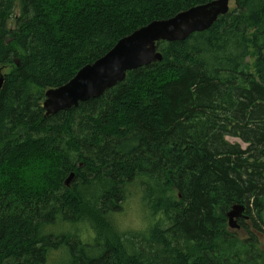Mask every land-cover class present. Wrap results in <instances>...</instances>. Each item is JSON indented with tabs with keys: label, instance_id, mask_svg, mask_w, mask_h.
<instances>
[{
	"label": "trees",
	"instance_id": "trees-1",
	"mask_svg": "<svg viewBox=\"0 0 264 264\" xmlns=\"http://www.w3.org/2000/svg\"><path fill=\"white\" fill-rule=\"evenodd\" d=\"M210 1L19 0L14 18L15 0H0V264L60 249L65 264H264V0H233L209 30L157 43L161 62L100 98L42 108L120 39ZM136 181L156 222L119 234L105 219ZM238 204L245 239L228 229ZM66 225L76 234L52 233Z\"/></svg>",
	"mask_w": 264,
	"mask_h": 264
},
{
	"label": "water",
	"instance_id": "water-1",
	"mask_svg": "<svg viewBox=\"0 0 264 264\" xmlns=\"http://www.w3.org/2000/svg\"><path fill=\"white\" fill-rule=\"evenodd\" d=\"M233 0H213L191 7L168 20L152 21L146 26L120 39L105 56L93 64L81 68L65 85L49 89L44 94L45 116L76 108L89 99L100 98L107 90L124 79L125 72L161 62L162 56L156 50L159 42H182L195 33L209 30L220 18L228 14ZM4 77L0 69V91ZM73 174L66 179L69 186ZM228 229L238 230V221L248 220L244 205H233L226 214Z\"/></svg>",
	"mask_w": 264,
	"mask_h": 264
},
{
	"label": "rangeland",
	"instance_id": "rangeland-1",
	"mask_svg": "<svg viewBox=\"0 0 264 264\" xmlns=\"http://www.w3.org/2000/svg\"><path fill=\"white\" fill-rule=\"evenodd\" d=\"M18 3L19 0H15V9L13 16L14 18L18 16ZM230 7H233V1L229 4ZM9 28H13V20H11L9 23ZM7 73V70H4L3 73ZM226 140L231 144H239L242 149H246L247 145L242 143L239 139L227 137ZM262 220L264 221V213L262 215ZM105 222L109 224L112 228L115 229V231L119 234H127L131 232H140L144 231L147 227L153 225L156 220L151 216L149 213V210L147 206L142 202V194H141V188L139 185V182L136 181L129 185L127 187L126 191V198L122 203V207L120 210H118L116 213H111L107 216L105 219ZM245 226L240 228L238 230H230L232 233H235L236 236L239 239H245L247 238V231H252L251 222L248 220H245ZM79 227V237L80 239H87L88 242L93 240V236L91 235V231L88 227L85 226V228H88L90 232L88 234L83 233V226H77ZM82 227V228H81ZM248 227V228H247ZM263 227V226H262ZM247 228V229H246ZM76 230L74 228H69L68 225L66 226H59L58 228H52V233L54 234H76ZM262 240V236H260ZM67 260V255L64 249H60L58 251H54L49 254L47 261L45 264H65Z\"/></svg>",
	"mask_w": 264,
	"mask_h": 264
},
{
	"label": "bare ground",
	"instance_id": "bare-ground-1",
	"mask_svg": "<svg viewBox=\"0 0 264 264\" xmlns=\"http://www.w3.org/2000/svg\"><path fill=\"white\" fill-rule=\"evenodd\" d=\"M156 50H157V48H156ZM157 52H158V51H157ZM103 56H105V54H104ZM103 56H102V57H103ZM102 57H100L99 59H101ZM99 59H97V60H99ZM97 60H96V61H97ZM96 61H95V62H96ZM155 63H157V62H155ZM92 64H93V63H92ZM151 64H153V63H151ZM149 65H150V64H149ZM146 66H147V65H145V66H143V67H146ZM143 67H142V68H143ZM0 69H1V73L3 74V77H4V76H5V73H3V71L6 70V68H0ZM138 69H139V68H138ZM135 70H136V69H135ZM131 71H134V70H131ZM131 71H126V72H125V76H126V73H127V72H131ZM75 75H76V74H75ZM125 76H124V79H125ZM124 79H123V80H124ZM69 81H70V80H69ZM69 81H68V82H69ZM68 82H67V83H68ZM64 85H65V84H64ZM62 86H63V85H62ZM42 108H43V105H42ZM43 111H44V110H43ZM44 116H45V111H44ZM52 116H53V115H52ZM45 117H47V116H45ZM71 174H72V173H71ZM68 177H69V176H68ZM68 177H67V178H68ZM67 178H66V179H67ZM65 182H66V180H65ZM65 182H64V184H65ZM65 186H66V184H65ZM66 187H68V186H66Z\"/></svg>",
	"mask_w": 264,
	"mask_h": 264
},
{
	"label": "flooded vegetation",
	"instance_id": "flooded-vegetation-1",
	"mask_svg": "<svg viewBox=\"0 0 264 264\" xmlns=\"http://www.w3.org/2000/svg\"><path fill=\"white\" fill-rule=\"evenodd\" d=\"M240 221V220H239ZM239 221H238V223H239Z\"/></svg>",
	"mask_w": 264,
	"mask_h": 264
}]
</instances>
